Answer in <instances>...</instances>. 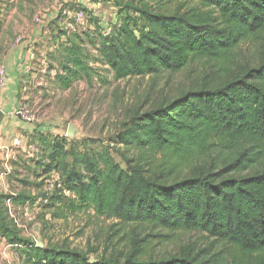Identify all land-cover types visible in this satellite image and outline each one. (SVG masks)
I'll list each match as a JSON object with an SVG mask.
<instances>
[{"label":"trees","instance_id":"obj_1","mask_svg":"<svg viewBox=\"0 0 264 264\" xmlns=\"http://www.w3.org/2000/svg\"><path fill=\"white\" fill-rule=\"evenodd\" d=\"M195 1L200 8L170 14L113 1L147 23L139 25L127 12L101 35V57L119 79L194 67L230 74L228 80L211 87L202 83L133 122L119 136L121 144L136 150L129 168L106 148L76 152L58 138L48 142L47 169L59 175L58 190L71 193L76 206L91 207L117 225L205 233L230 245L229 261L182 255L92 262L75 249L41 247L22 236L7 215L6 201L19 196L0 189V236L24 264H264V58L256 66L238 67L243 44L264 42V0ZM57 27L56 36L49 24L38 30H48L51 41L66 38L68 44H55L52 52L61 47L64 53L67 87L90 72L80 44L71 39L81 40L80 33ZM193 169L205 173L187 175Z\"/></svg>","mask_w":264,"mask_h":264},{"label":"rangeland","instance_id":"obj_2","mask_svg":"<svg viewBox=\"0 0 264 264\" xmlns=\"http://www.w3.org/2000/svg\"><path fill=\"white\" fill-rule=\"evenodd\" d=\"M113 1L90 0L91 7L74 0H0V65H4L7 72L1 60L3 50L7 55L15 45L23 44V50L30 53L21 58L22 63H29V69L18 84L17 106L7 114L18 120L16 130L20 131L18 138H25L23 147L19 141L14 142L15 145L3 144L9 140L8 134L5 133V137L0 134V189L20 198L6 201L7 215L31 243L55 249H75L92 262L110 259L123 263L128 257L137 262L163 261L182 255L228 262L232 252L230 245L205 233L132 223L117 225V220L97 215L91 207L76 206L71 193L58 190L61 186L59 175L47 169L48 142H55L58 138L64 139L67 149L76 152L106 148L121 167L129 168L133 165L136 150L119 142L122 132L145 112L187 90L196 89L202 83L210 87L221 85L230 75L197 71L191 67L173 73L161 69L155 75L116 78L101 57V35L117 27L127 12L138 18L139 25L147 21L133 10L120 9ZM128 1L165 14L175 10L190 13L192 8H200L195 0H124ZM61 5L71 9L84 7L93 18L86 16L83 19L79 32L81 40L71 35V39L81 46L90 76L72 80L67 87L63 77L69 74L64 69V53L61 51V47L68 44L66 38L52 40L54 45L62 43L57 53L52 52L53 45L49 51L41 53L29 32L30 28H36L40 37H49L38 30L49 24L56 36L57 25L65 28L66 21H73L60 17ZM14 10L18 13H12ZM17 36H21L18 44L14 42ZM263 58L262 39L245 43L239 50L238 67L256 66ZM19 108L25 110L24 116L15 115ZM27 116L33 121H27ZM28 126L42 127L45 131L27 135L23 130ZM70 126L73 130L68 133ZM198 173L204 174L205 170L193 169L187 175ZM46 197L48 199L44 200ZM19 253L14 246L0 240V264H24V257Z\"/></svg>","mask_w":264,"mask_h":264},{"label":"crops","instance_id":"obj_3","mask_svg":"<svg viewBox=\"0 0 264 264\" xmlns=\"http://www.w3.org/2000/svg\"><path fill=\"white\" fill-rule=\"evenodd\" d=\"M74 1H78V2L83 1L84 3H87L88 5H90L91 7L93 6V4L88 2L90 0H74ZM12 13H18V12L14 10L12 11ZM29 32L31 33L30 37L37 44V47L40 48L41 53L44 50L49 51L52 45L55 47L54 43L50 40V37L44 36V35L40 37V35H38L36 28H30ZM22 47H23V44L15 45V47L10 49L7 55H5L7 52L6 51L4 52L3 50V55H2L1 60L3 61L7 69V72H6L7 81L5 83V86L0 90V104H1L0 105L1 106L0 107V134H2L5 137V133H7L8 139H9L7 142L4 141L3 144L15 145L14 141L18 140L19 144L21 145L20 146L21 148L24 145L25 138L23 136L18 138L20 136L19 135L20 131L16 130L19 124L18 120L15 118L8 117L7 114L9 110L14 109L17 106V95L19 92L18 84H19V81L21 80V76L25 75L29 69V66H28L29 63H26V62L22 63L23 60H21V58H24L29 52L23 50ZM34 131L44 132L45 129L42 127L32 128L28 126V127H25L23 130V132L26 133L27 135L29 134L32 135ZM12 138L14 139L11 141ZM1 139L4 140L3 137Z\"/></svg>","mask_w":264,"mask_h":264},{"label":"built area","instance_id":"obj_4","mask_svg":"<svg viewBox=\"0 0 264 264\" xmlns=\"http://www.w3.org/2000/svg\"><path fill=\"white\" fill-rule=\"evenodd\" d=\"M72 11V13L69 12ZM60 17L63 18L65 20V17L67 18H72L73 21L72 22H67L66 21V29L68 30V32H80L81 31V27H82V23H83V19L86 18V13L82 10V9H78V8H74L71 9L65 5H61L60 6ZM38 23H40V21L37 19ZM39 25V24H38ZM42 31V30H40ZM44 34H49L48 30H46L44 28V31H42ZM43 33L41 34V36L43 35ZM21 40V36H17L14 40V42L16 44L20 43ZM6 79H7V75L5 72V67L4 65H0V90L5 86L6 83ZM15 115L17 116H24L25 110L23 108H19L16 112H14ZM25 119L27 121H33V119L30 116L25 117ZM15 143H18V140L14 141ZM48 197L44 198V200H47ZM0 240H2V237L0 236Z\"/></svg>","mask_w":264,"mask_h":264},{"label":"water","instance_id":"obj_5","mask_svg":"<svg viewBox=\"0 0 264 264\" xmlns=\"http://www.w3.org/2000/svg\"><path fill=\"white\" fill-rule=\"evenodd\" d=\"M72 130H73V127L70 126L69 129H68V133H70V131H72Z\"/></svg>","mask_w":264,"mask_h":264}]
</instances>
